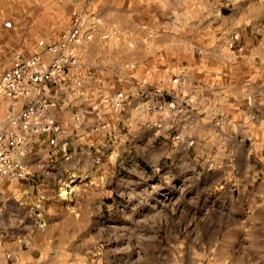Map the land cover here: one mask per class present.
Returning a JSON list of instances; mask_svg holds the SVG:
<instances>
[{
  "label": "rangeland",
  "instance_id": "rangeland-1",
  "mask_svg": "<svg viewBox=\"0 0 264 264\" xmlns=\"http://www.w3.org/2000/svg\"><path fill=\"white\" fill-rule=\"evenodd\" d=\"M204 2L0 0V74L16 54L43 52L59 39L73 13L82 11L100 18L99 32L116 29L118 34L102 41L98 33L82 42L79 62L70 68L65 89L49 94L52 114L65 122L61 125L65 134L81 136L68 128L77 116L92 124L87 129L83 123L82 130L88 132L100 123L93 131L104 129L102 116L113 109L104 99L116 91L135 94L141 87L173 86L188 98L193 93L201 96L218 65H234L244 53L229 47V35L221 36L220 17L229 9L222 7L217 14L210 8L206 15ZM245 42L247 47L256 46V60L264 57V46L255 37L247 33ZM176 76L185 82L174 84ZM9 105L8 99H0V124L6 122ZM221 142L218 137L212 143V157H223ZM110 151L100 153L106 158L101 161L107 162L108 178L102 174L96 195L87 196L81 185L76 194L62 198L63 187L70 183L60 185L58 197L82 204L80 224L68 216L65 220L64 236L59 237L65 242L48 244L40 234L27 257L1 254L0 264H264V243H254L257 229L247 221L252 207L264 205L261 167L258 174L255 171L253 191L250 181H242L231 193L225 191L222 179L208 180L200 166L188 164L171 174L159 164L151 175L130 178L129 157ZM253 158L264 159V147H253ZM232 205L240 209V219L232 212L225 215L224 209ZM230 219L237 220L236 226H223ZM38 222L43 233L57 230L56 222Z\"/></svg>",
  "mask_w": 264,
  "mask_h": 264
},
{
  "label": "crops",
  "instance_id": "crops-1",
  "mask_svg": "<svg viewBox=\"0 0 264 264\" xmlns=\"http://www.w3.org/2000/svg\"><path fill=\"white\" fill-rule=\"evenodd\" d=\"M204 1L206 15L211 14L210 8L217 14L222 7L229 9L219 16L221 36L237 32L238 44L242 45L244 53L234 65H218L215 75L207 78V90L202 91L201 96L190 90L193 94L189 101L194 114L191 113L183 130L194 138V145L177 149L168 131L154 126L157 116L134 106L125 111L110 108L101 120L107 123L106 127L96 132L93 128L88 132L85 128L82 130L84 122L75 117L68 128L82 133L81 139L65 134L62 127L61 135L68 139L65 151L49 144L48 135L33 136L26 155L27 177L13 181L0 176V255L9 254L17 259L27 257L36 243L35 237L40 234L46 237L48 244L65 242L59 239L65 233V220L73 218L80 224L82 204L58 197V188L69 182L75 188L73 195L81 185L87 196L96 195L102 174L108 178L107 162L101 161L106 159L100 155L102 149L129 157L130 178L151 175L152 167L159 164L170 174L188 164L200 166L203 177L208 180L222 179L225 191L231 193L240 189L242 181H250L253 191V177L260 167L264 179V159L253 158V147H264V57L256 60V46L247 47L245 42V34L249 33L264 46V0ZM54 118L61 125L65 123L61 117ZM90 125L84 123L87 129ZM218 137L222 141L218 150L223 152L221 158L219 154V157L211 156L212 143ZM66 154L69 155L67 159ZM210 160L215 165L212 169L207 168ZM228 207L224 209L225 215L229 217L232 212L240 219V209L234 205ZM40 219L48 225L50 221L56 222L57 230L41 232ZM236 221L230 219L223 226L234 227ZM247 221L250 227L257 229L258 239L254 243H264V205L252 207Z\"/></svg>",
  "mask_w": 264,
  "mask_h": 264
},
{
  "label": "built area",
  "instance_id": "built-area-1",
  "mask_svg": "<svg viewBox=\"0 0 264 264\" xmlns=\"http://www.w3.org/2000/svg\"><path fill=\"white\" fill-rule=\"evenodd\" d=\"M100 22V18L93 13H73L70 24L58 40L47 44L43 52L16 54L12 63L0 74V99H8L10 103L6 122L0 124V176L13 181L27 177L29 166L26 155L33 136L48 135L49 144L63 151L67 149L68 139L61 135L62 126L52 114L53 103L49 94L65 89L70 68L79 62L78 47L82 42L93 40L98 33L102 41L118 34L116 29L99 32ZM238 39L237 32L231 33L229 47L242 50ZM129 44L132 45V41ZM172 82L181 85L185 78L176 76ZM176 90L173 86L168 89L141 87L135 94L120 90L105 97L104 101L118 111L134 106L145 113L156 115L154 126L168 131L175 142L174 147L188 148L194 145L195 140L183 127L191 117L192 108L187 95ZM100 124L93 125V129L98 130ZM68 157L66 154L65 159ZM213 165L209 161L207 168ZM70 184L63 187L64 196L61 187L58 188L62 198L73 195L75 188Z\"/></svg>",
  "mask_w": 264,
  "mask_h": 264
},
{
  "label": "bare ground",
  "instance_id": "bare-ground-1",
  "mask_svg": "<svg viewBox=\"0 0 264 264\" xmlns=\"http://www.w3.org/2000/svg\"><path fill=\"white\" fill-rule=\"evenodd\" d=\"M63 190V189H62ZM63 192H64V190H63Z\"/></svg>",
  "mask_w": 264,
  "mask_h": 264
}]
</instances>
